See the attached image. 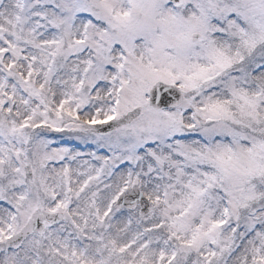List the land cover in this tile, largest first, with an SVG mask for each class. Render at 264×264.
I'll return each instance as SVG.
<instances>
[{
    "label": "snow or ice",
    "instance_id": "6c2138e0",
    "mask_svg": "<svg viewBox=\"0 0 264 264\" xmlns=\"http://www.w3.org/2000/svg\"><path fill=\"white\" fill-rule=\"evenodd\" d=\"M0 264H264V0H0Z\"/></svg>",
    "mask_w": 264,
    "mask_h": 264
}]
</instances>
